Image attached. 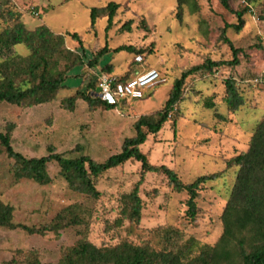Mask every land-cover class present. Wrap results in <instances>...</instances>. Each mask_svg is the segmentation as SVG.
<instances>
[{"label": "rangeland", "instance_id": "1", "mask_svg": "<svg viewBox=\"0 0 264 264\" xmlns=\"http://www.w3.org/2000/svg\"><path fill=\"white\" fill-rule=\"evenodd\" d=\"M0 0L6 8L22 14L28 29L45 24L53 32L64 35V46L75 52L78 42L67 32L82 37L84 61L69 69L61 89L53 102L31 107L0 102V131L14 123L11 144L27 157L44 156L52 145L58 153L68 157L82 153L96 161H103L121 150L126 137L133 134V122L143 114L162 108L171 85L183 70L201 64L207 58L230 60L231 51L221 39L225 23H234V14L225 10L218 0H196L199 11L184 9L182 20L175 18L176 0ZM113 1L120 6L107 27V17L96 20L90 28L89 10ZM238 9L243 0H230ZM241 31L226 30V36L239 48V65H222L211 73L189 75L183 95L172 113L177 120L173 137L171 122L155 136L149 135L140 149L149 154L153 164L172 168L184 183L197 176L214 172L222 175L208 182L197 199L198 213L194 222L185 216V192H178L168 184L161 173H145L139 186L142 214L138 225L124 221L120 227L115 221L120 214L124 197L141 177L140 164L128 161L102 174L96 181L100 192L97 199L69 189L51 163L48 172L52 182L40 185L28 180H17L12 175V160L0 149V199L10 204L15 223L36 228L49 224L69 205L85 211L83 224L59 230L58 236L28 234L20 229L0 227V264H29L36 258L38 264L57 263L63 252L78 240L87 238L96 246H113L122 240L135 244L149 242L158 246L160 228L174 226L202 244L214 245L223 232L221 214L235 180V168H225V161L248 149L251 135L264 115V0H258L244 16ZM130 21L129 30L125 25ZM6 26L0 20V32ZM125 26V27H124ZM120 45H132L133 53L109 51L97 59L94 55L107 46L112 50ZM14 53L27 56L23 45L12 48ZM139 51L145 56L143 66H153L164 73L165 82L146 91V97L122 105L120 110L105 111L90 108L78 100L73 109L63 108L61 101L73 95L89 81L97 84L103 66L111 64L115 73L130 65ZM79 54V53H77ZM136 66V67H135ZM138 66V67H137ZM64 62H60L63 69ZM131 65L130 72L141 69ZM236 81L243 105L234 113L223 103V81ZM213 99L215 109H206L204 101ZM226 119L220 120L215 113Z\"/></svg>", "mask_w": 264, "mask_h": 264}, {"label": "trees", "instance_id": "2", "mask_svg": "<svg viewBox=\"0 0 264 264\" xmlns=\"http://www.w3.org/2000/svg\"><path fill=\"white\" fill-rule=\"evenodd\" d=\"M218 1L236 18L234 23H225L221 31V39L231 51L230 60L216 61L207 58L201 64L183 70L181 76L173 81L162 108L151 114L140 115L133 122V134L124 139L121 150L103 161H96L83 154L78 145L74 151L80 154L73 157L58 153L52 145L47 147L48 153L44 156L27 157L13 148L11 138L15 124L8 123L5 130L0 131V149L12 160L13 177L48 185L52 182L48 166L54 163L69 189L97 199L100 195L96 187L97 179L110 169L135 161L140 164L142 175L132 191L124 197L115 226H122L124 221L131 225L139 224L142 214L139 186L145 173H161L174 190L185 192V216L194 222L198 213L197 199L200 191L208 182L218 179L223 172L200 175L193 181L184 183L172 168L165 164H153L149 154L142 152L140 147L146 143L149 135H157L169 122L175 138L177 120L171 116L182 99L184 83L189 75L211 73L214 68L222 65H239L238 55L241 50L233 46L226 36V30L232 28L236 32L241 31L245 24L244 16L258 0H243V6L238 9L230 6V0ZM6 5L0 2V20L6 24L0 32V102L25 107L53 102L59 91L65 88L64 80L69 69L84 61L82 37L76 32H67L79 44L75 52L68 50L64 46V35L53 32L45 24L28 29L22 20V14L6 8ZM119 6V3L110 1L104 6L91 7L89 29H94L96 20L104 16L107 17L106 28H109ZM186 8L190 13L199 11L196 0H176L174 15L177 20H182ZM129 24L130 21L125 24L127 30ZM16 45L25 46L29 54L22 56L14 53L12 48ZM109 51L133 53L136 50L132 45H120L112 50L104 46L90 60L89 66L93 68L98 63L97 59ZM141 52L137 54H142ZM60 62H64L63 69H60ZM129 64H133V57ZM103 69L111 73L112 66L107 64ZM128 77L125 75L120 78L125 80ZM223 83V103L228 111L234 113L243 105V98L234 79L227 78ZM97 91V84L89 81L73 95L62 100L61 105L71 110L78 100H82L92 109L101 107L105 111L118 112L127 103L123 100L120 106L108 105L96 96ZM204 107L215 109L216 103L209 98L204 101ZM215 115L220 120L226 119L218 112ZM225 168H235V180L221 214L223 232L214 245L202 244L174 226H164L160 228L158 246L149 242L135 244L128 240H122L113 246H96L85 237L68 247L57 263L49 264H264V115L251 135L248 149L227 159ZM13 211L10 204L0 199V227L20 229L28 234L52 233L58 236L60 229L86 221L85 211L77 205L65 207L49 224L39 228L15 223ZM38 263L36 258L29 262Z\"/></svg>", "mask_w": 264, "mask_h": 264}, {"label": "built area", "instance_id": "3", "mask_svg": "<svg viewBox=\"0 0 264 264\" xmlns=\"http://www.w3.org/2000/svg\"><path fill=\"white\" fill-rule=\"evenodd\" d=\"M144 56H133V65H144ZM161 82H165L164 73L156 67L145 66L125 80L110 72H101L98 76L97 97L108 105L120 106L123 100L130 102L146 96V91ZM264 84V79L260 80ZM120 110V109H119Z\"/></svg>", "mask_w": 264, "mask_h": 264}, {"label": "crops", "instance_id": "4", "mask_svg": "<svg viewBox=\"0 0 264 264\" xmlns=\"http://www.w3.org/2000/svg\"><path fill=\"white\" fill-rule=\"evenodd\" d=\"M132 65H133V64H132ZM133 66H134V65H133ZM135 67H136V66H135ZM137 67H138V66H137ZM144 67H145V66L142 65L141 69H139V70H138V69H134V70H133V73H131V72H130V65H127L126 69L120 71L119 73H115L114 71H111V73L116 74V75H118L119 77H121V76H125V75L131 76V75H133L134 73L143 70ZM112 70H113V67H112ZM105 72H106V71H105Z\"/></svg>", "mask_w": 264, "mask_h": 264}, {"label": "water", "instance_id": "5", "mask_svg": "<svg viewBox=\"0 0 264 264\" xmlns=\"http://www.w3.org/2000/svg\"><path fill=\"white\" fill-rule=\"evenodd\" d=\"M96 95H97V93H96Z\"/></svg>", "mask_w": 264, "mask_h": 264}]
</instances>
